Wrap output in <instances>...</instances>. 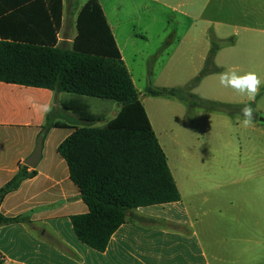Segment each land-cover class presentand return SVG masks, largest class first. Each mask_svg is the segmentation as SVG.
<instances>
[{"label": "crops", "instance_id": "0c3cea01", "mask_svg": "<svg viewBox=\"0 0 264 264\" xmlns=\"http://www.w3.org/2000/svg\"><path fill=\"white\" fill-rule=\"evenodd\" d=\"M88 1L62 0L63 15L57 35L59 46L72 47L77 36L78 14ZM98 1L166 155L181 200L133 210L134 216L143 221L135 218L123 224L111 237L105 252L83 244L74 233L71 218L87 214L88 207L71 180L68 164L58 149L76 126L85 124L77 111L81 107H89L90 113L100 120L99 127L114 119L120 107L100 99L93 102L88 100L92 98L0 82V189L14 178L20 166L25 165L34 153L50 113L57 115L55 122L66 124V127L46 132L42 158L36 168L29 167V171H37L36 177L23 181L2 203L4 216H25L30 218V222L0 227V264H231L228 241L223 232L229 223L242 225L239 213L243 212V206L238 209L230 203L229 207L218 205L212 208L206 192L195 190L193 183L191 186L185 181L188 173L181 172L178 153L185 154L191 165L204 159L205 154L196 149V141L199 140L194 139L189 144L185 142V148L178 151L177 148L182 147L181 142L170 136L183 129L186 109L196 107L176 98L152 96L150 90L168 87L165 85L166 74L159 72V77L155 70V66L164 65L165 61L167 66L193 68L186 80L197 77L213 43L218 46L214 57L218 72L204 77L193 93L206 81L208 85L219 82V74L230 68L241 74L255 71L264 80V0ZM128 2L133 3L135 9L138 4H147L146 15L152 23L140 25L142 17L139 10L136 13L137 25L130 22L129 26L130 17L122 22L119 14L121 4ZM149 4L154 6L153 15ZM167 13L176 14L190 23V30L184 35L173 32L171 43L166 29L157 31L152 26L158 16ZM206 13L211 17H206ZM199 20L203 23L202 29L193 31V25L196 26ZM199 34L203 38L202 44L196 38ZM148 63L150 67H147ZM198 96L206 101L232 105L252 102L245 99V95L224 87L215 93L207 88L206 96ZM259 98L255 101L256 108ZM45 105L50 106V111L43 110ZM164 107H169V110ZM93 108L100 111L94 113ZM196 109L220 115L224 117L222 119L243 118L239 114ZM160 115H163V123L158 122ZM189 126L186 125V129ZM191 146L196 153L192 152ZM232 215L235 221H230ZM243 238L239 236L235 242L243 243ZM52 240L60 243L63 249ZM261 243L262 240L258 246Z\"/></svg>", "mask_w": 264, "mask_h": 264}, {"label": "trees", "instance_id": "16d2710c", "mask_svg": "<svg viewBox=\"0 0 264 264\" xmlns=\"http://www.w3.org/2000/svg\"><path fill=\"white\" fill-rule=\"evenodd\" d=\"M62 15V0H0V82L112 101L120 107L118 115L102 127L88 107H81L77 111L85 124L76 126L58 149L88 207L87 214L71 218L74 233L91 249L105 252L113 234L135 220L133 210L179 202L181 196L99 1L90 0L80 10L71 48L58 45ZM217 50L213 43L205 68L189 90L218 72ZM150 94L228 115H242L245 105L206 101L191 92L184 97L176 90H150ZM247 104L256 109L255 101ZM256 117L255 112L253 121L259 122ZM56 119L50 113L43 131L66 127ZM36 175L35 169L21 165L0 189V227L30 222L25 216H4L1 206L7 195Z\"/></svg>", "mask_w": 264, "mask_h": 264}, {"label": "rangeland", "instance_id": "374dc122", "mask_svg": "<svg viewBox=\"0 0 264 264\" xmlns=\"http://www.w3.org/2000/svg\"><path fill=\"white\" fill-rule=\"evenodd\" d=\"M103 1L104 3L106 2L105 0ZM147 8V4H138L137 9H135L133 3H122L121 11L123 10V12L121 13L120 11L119 13L121 21L126 22L127 18L130 17L129 26L130 22L137 25L139 19L136 13L139 10L142 17L140 25L151 24V20L146 15ZM153 8L154 6L149 4L152 15L154 14ZM206 17H208L207 13ZM152 26L157 31L166 29L167 33H169V43L174 38L173 32H182L184 35L187 30H190L189 21L182 20L173 13L158 16ZM202 27L203 23L199 20L196 22V26L193 25V31L196 30L195 28L200 30ZM196 38L202 44L203 38L200 34ZM147 67H150L149 63ZM204 68L205 65L200 68L201 70L197 76L200 75ZM192 69L167 66L166 61L164 65L161 63L155 66L159 77V72L166 74L167 83L165 85L168 87L161 90L181 91L184 97H188L191 92L198 98H200L198 95H207V88L211 89L213 93L218 90L221 91L223 87L219 82L208 85L207 81L202 84L196 93H193L195 88L192 91L189 90L190 83L196 78L190 79V81L186 80L188 73ZM157 83H159V80ZM138 85L140 86V84ZM258 97L260 98L255 111L257 120L260 118L264 119V86H262L254 101ZM245 99H248L246 95ZM88 100L98 102L97 100L99 99L92 98ZM102 102H110L111 104L112 101L103 100ZM108 106L106 105L105 107ZM96 109L93 108L94 113L100 111ZM164 109L169 110V107H164ZM178 115L180 116V114ZM222 118L224 117H220L217 114L211 115L196 108H187L185 114H183V129L175 131L170 137L173 139L178 138L179 142H181L182 147L177 148L178 151L185 148V142L189 144L194 139L199 140L196 141V149L204 153L205 157L204 159H199L197 164L191 165L185 154L177 153L180 155L181 172L188 173V178H185V181H188L189 184L191 183V186L193 183L192 188H197L195 190L206 192V197L210 199L209 206L212 208L218 205L229 207L230 203H233L237 206L235 208L238 209L243 206V212L239 213L242 225L234 226L233 223H229L223 232L228 241V259L231 264H264V124L254 121L250 126L244 127L242 125L243 118ZM176 121L178 122L179 120H173V122ZM158 122L163 123V115L159 116ZM186 125H190L188 129H186ZM190 148L192 149V146ZM192 152L196 153L193 149ZM189 155H192V153H189ZM210 161L211 163H209ZM218 198H222L220 199L221 201ZM231 217L230 221H235L233 215ZM239 236L245 238V240L243 238V243L235 242ZM261 240L262 243L258 246ZM233 248L236 250L232 251Z\"/></svg>", "mask_w": 264, "mask_h": 264}, {"label": "clouds", "instance_id": "9594fccd", "mask_svg": "<svg viewBox=\"0 0 264 264\" xmlns=\"http://www.w3.org/2000/svg\"><path fill=\"white\" fill-rule=\"evenodd\" d=\"M219 84L224 88H231L240 95H246L250 101L260 93L264 80L255 71H246L242 74L234 69H226L219 74ZM45 112L50 111V106H43ZM242 125L248 127L254 120L255 109L251 104H245L241 108Z\"/></svg>", "mask_w": 264, "mask_h": 264}, {"label": "water", "instance_id": "95a60500", "mask_svg": "<svg viewBox=\"0 0 264 264\" xmlns=\"http://www.w3.org/2000/svg\"><path fill=\"white\" fill-rule=\"evenodd\" d=\"M259 122L264 123V119L260 118ZM45 134H46V132L43 131L41 133V135L39 136L38 141H37V147H36L34 153L26 160V162H25L26 166H28L30 168H36V166L40 162V160L42 158V148H43V141H44Z\"/></svg>", "mask_w": 264, "mask_h": 264}]
</instances>
